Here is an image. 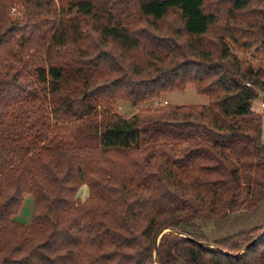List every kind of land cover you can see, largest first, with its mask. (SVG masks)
<instances>
[{"label":"trees","instance_id":"16d2710c","mask_svg":"<svg viewBox=\"0 0 264 264\" xmlns=\"http://www.w3.org/2000/svg\"><path fill=\"white\" fill-rule=\"evenodd\" d=\"M20 1L24 23L9 14ZM43 7L0 0V264H264L263 117L252 108L264 68L232 48H264V0H77L66 15L80 18L59 14L48 30ZM171 13L181 25L162 30ZM69 44L88 52L71 56ZM190 83L209 103L145 128L109 109ZM131 150L141 160L106 157ZM213 222L228 235L208 232Z\"/></svg>","mask_w":264,"mask_h":264},{"label":"rangeland","instance_id":"374dc122","mask_svg":"<svg viewBox=\"0 0 264 264\" xmlns=\"http://www.w3.org/2000/svg\"><path fill=\"white\" fill-rule=\"evenodd\" d=\"M70 1L75 2L77 0H42V2L44 3L43 10L37 12V14L41 13V15H39V18H43L47 20L49 23H51L50 26L46 28L47 30L53 26V21L55 20V17H57L59 14H62V16H64L67 19L80 18V16L78 15L79 13H77L76 10H74L73 13H71V15H66V13L69 10L68 3ZM29 7L30 5H28V3L21 2V1L19 3L13 4L11 8L9 9L10 17L13 19L22 20V22L24 23L26 21V14H27ZM51 8H54L56 10L55 15H52L51 13H49ZM37 16L38 15H36V18ZM43 19H40L41 24L45 23V20ZM180 25H181V21L179 19V16L176 13H171L165 21L159 23V26L162 30H168V29L174 30ZM31 31H33V29L28 30V33L24 37V41H23V37L19 36L15 44L11 43L10 51H13V52L21 51L22 43L27 42L31 38L32 36V34L30 33ZM43 32H45V28L43 29ZM259 45H260L259 43H256L251 48H245V49L237 47V46L236 47L232 46V48H233L234 53L237 54L240 58L242 59L247 58L251 60L253 65L256 68L260 66L264 68V48L258 49ZM111 48H116V45L113 44ZM64 50L67 53L71 54V56H81L80 50L84 51V53L88 52L86 48H81L77 52V46L71 45V44L66 46ZM23 52L25 53L29 52V54L36 53L33 50L30 51L27 49H24ZM62 59L64 62L68 64L73 62V60L68 59V56L63 57ZM31 60L36 62L35 61L36 59H33V57L31 56L25 59V61H31ZM35 66L36 65L32 64L30 67L25 68V70L33 71ZM98 82L99 81H97V83ZM70 84H71V81H70ZM263 94L264 93H261L259 98H257L253 102L252 108L254 111L260 113L263 117L262 129H263V138H264V108H262L261 106V98ZM46 95H48V93H46ZM74 97L75 99L83 98L82 95H78L77 93L74 94ZM70 98H71V95H70ZM88 100H98L96 101V104H95L96 114L93 117L98 124H101V121L104 116V113H103L104 105L101 107V104H100L101 96L98 94H94L93 96H89ZM208 103H209V97L207 95L198 93L195 88V85L190 83L187 85L185 89H176L171 92L162 93L161 96H159V98H155L150 101L140 103L139 105H134L126 99L114 100L113 102L110 103L111 108L109 107V109L112 112L118 113L127 118H130L134 115H138V117L141 118L142 127L145 128L153 124L155 121L164 118L169 113V110L167 109L174 108V106L176 105H206ZM83 122L84 121H81L79 125H83V128L87 132L86 127L89 126V123H87V121L85 123ZM106 157H109L110 159L116 161L118 164H122V163H131L134 160H141L142 155L135 150H131V151L123 152V153L110 152ZM89 195H90L89 187L87 185H83L80 188L77 197L82 202H85L89 198ZM33 209H34L33 197L32 195L27 193L24 195L22 207L20 211L18 212V214L14 216V219L23 225H29L32 221ZM226 226L228 227L227 224ZM222 227H223V224L221 222L216 223V225L213 222V223H208V225L205 228H208V232L213 234V236L225 237L226 235H228V234H224L225 231L221 232V234L219 235V232L222 230ZM169 232H170V229L163 230V233L165 234H168ZM208 246L211 248H214V245L212 244ZM242 250H244V248ZM242 252L243 251H241V253Z\"/></svg>","mask_w":264,"mask_h":264},{"label":"built area","instance_id":"2783aa9c","mask_svg":"<svg viewBox=\"0 0 264 264\" xmlns=\"http://www.w3.org/2000/svg\"><path fill=\"white\" fill-rule=\"evenodd\" d=\"M261 106L262 108H264V94L262 95V98H261Z\"/></svg>","mask_w":264,"mask_h":264}]
</instances>
